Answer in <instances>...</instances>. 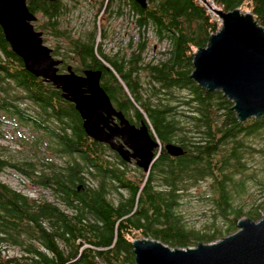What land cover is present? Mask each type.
Listing matches in <instances>:
<instances>
[{
    "label": "trees",
    "instance_id": "obj_1",
    "mask_svg": "<svg viewBox=\"0 0 264 264\" xmlns=\"http://www.w3.org/2000/svg\"><path fill=\"white\" fill-rule=\"evenodd\" d=\"M27 1L45 40L52 33L66 37L81 64H112L102 85L131 121L148 123L161 146L145 171L89 136L74 102L25 67L0 24V138L9 125L12 140L17 138L8 147L0 144V264H134L139 234L188 246L233 232L245 214L264 215V116L240 120L228 96L190 75L194 52L221 25L218 15L201 0H148L146 7L137 2V47L111 58L101 43L120 33L119 2H91V17L83 20L91 27L73 24L79 31L73 37L68 26L76 15H68L80 0ZM216 2L225 10L246 5L264 24V0ZM154 39L166 41V48H155ZM25 128L34 131L32 153L20 157L17 144L29 139ZM171 142L184 152H168ZM9 168L48 193L16 187L2 177ZM206 180L199 197L208 194L213 213L196 227L180 207ZM9 246L20 251L11 253Z\"/></svg>",
    "mask_w": 264,
    "mask_h": 264
},
{
    "label": "water",
    "instance_id": "obj_2",
    "mask_svg": "<svg viewBox=\"0 0 264 264\" xmlns=\"http://www.w3.org/2000/svg\"><path fill=\"white\" fill-rule=\"evenodd\" d=\"M137 1L148 5V0ZM216 12L221 25L194 52L190 75L202 87L228 96L240 120L264 116V24L253 11L240 6L219 7ZM37 18L27 0H0V24L25 67L53 82L74 102L89 136L149 171L161 142L148 123H134L115 106L102 85V70L86 69L81 74L69 66L59 71L62 60L46 43L43 30L36 27ZM166 148L173 155L184 152L172 142ZM237 223L238 229L229 234L188 246H174L151 236L135 237L134 264H264V216H241Z\"/></svg>",
    "mask_w": 264,
    "mask_h": 264
},
{
    "label": "rangeland",
    "instance_id": "obj_3",
    "mask_svg": "<svg viewBox=\"0 0 264 264\" xmlns=\"http://www.w3.org/2000/svg\"><path fill=\"white\" fill-rule=\"evenodd\" d=\"M93 1L94 0H80V5L78 7L72 4V7L73 8L76 7V10L74 9L75 12L71 10L72 12L68 16L70 18L73 17V14L76 15V16L74 17V19L71 18L72 19V24H70V23L69 24L70 25L74 24L75 26H77V24L79 23L78 24V29L81 30V29L84 28L87 31L88 28L91 27V24H88L87 28H85V23H83V20L87 19L86 15L91 17V14H89V12H90V6H91V4H93L91 2H93ZM245 8H246V5L243 6V9H245ZM78 11H80V12L77 13ZM98 19H99V21L102 24L104 22L106 23L105 14L100 16V18H98ZM118 20L119 19L116 16H114L113 19H112L114 24H117L119 22ZM97 23H98V21H97ZM220 24H221V21H220ZM39 29H43V28L39 27ZM101 29H102V26H101L100 30ZM97 35L100 37V32L97 33ZM57 36H55L54 33L47 34V37H48L49 40H45L46 43H48L49 45L53 46V44L55 42L62 41L66 45L67 38L66 37L64 38V37H61V36L57 37ZM154 43H157V47L161 48V49L166 48V45H167L166 41H160L159 40V42L158 41L156 42V39L151 41V44H154ZM151 52L152 53L150 54V56L153 55V51H151ZM160 54L161 53H158V55H160ZM7 129L15 131V129L11 128V125L7 126ZM7 129H5V135L6 136L0 138V144L4 145L5 147H8L9 143H14V141H17V138H16V140H15V138H14V140H12V136L10 135V133L8 132ZM25 131H27V132H25ZM25 131H24V134H28L29 139L26 140L24 142V144L21 145V146H18V144H17V147H16L15 144L12 146V147H16L17 150L21 151L19 154L15 153L16 156L25 157L24 156L25 153H28V154L32 153V151L30 150L29 141H30V138L34 135V131H32L30 129L27 130L26 128H25ZM44 146H43V148H44ZM6 153H8V151ZM37 153H38L37 154V156H38L39 155V149H38ZM53 157H55V155H53ZM60 161H62V160H60ZM43 166L44 165L41 162L40 168L43 167ZM2 177L5 178L6 180L10 181L11 183H13V185H15L16 187L23 188L28 193H32L34 195H40L43 192L44 193H48V191L45 190L40 184L38 185V183H35L32 179L24 176L21 172H19L16 169L9 168L8 171L4 172ZM206 187H207V180L196 184V186L193 187V190L189 194H187L185 196V198H184L185 200H183V203H182V205L180 207V210L184 213V215H186V218L190 220L189 223L194 225V226H196V227H203V223L202 222L205 221V219H206V218H204L205 215H212V213H213V211L211 210L210 202L208 200V194H206L202 198L199 197L200 190H204L205 191L207 189ZM43 190H45V191H43ZM247 207H248V204L245 206V208H247ZM262 212L264 213L263 210H262ZM244 216H250V215L245 214ZM262 216H264V215H262ZM252 218L257 219L255 217H252ZM237 229L238 228H236V230ZM135 237H141V235L139 234V235H137ZM84 245H89V244L86 242ZM8 248H9L11 253L20 251V249L17 246H9Z\"/></svg>",
    "mask_w": 264,
    "mask_h": 264
},
{
    "label": "flooded vegetation",
    "instance_id": "obj_4",
    "mask_svg": "<svg viewBox=\"0 0 264 264\" xmlns=\"http://www.w3.org/2000/svg\"><path fill=\"white\" fill-rule=\"evenodd\" d=\"M119 2L117 10L119 11L118 17L121 19V25H120V33L117 35L119 37L112 38L105 40L101 43V47L104 49L106 53L109 54V56L112 58L113 56H116L120 54L123 50L125 52H134V50L137 47V35L136 32H138V26L137 25V0H125L122 2V0H116ZM56 30V29H55ZM69 32L74 37L75 34H77L79 31L75 30V28L72 27V25L69 24L68 26ZM135 33V37H134ZM55 36H57L55 34ZM59 36V35H58ZM57 36V37H58ZM57 39V38H56ZM68 43V41H66ZM157 44L155 45L156 48ZM53 49L56 50V53L54 54L57 58L61 59L62 62L59 64V71L65 72L68 70L69 66H72V68L81 74H84L86 69H100L102 70V76L103 74H106L109 68H113L112 64L105 60V65L99 67L97 65H84V63L81 64V58L76 56L73 50V45L70 44V42L65 45L62 41H57L53 44ZM104 59V58H103ZM79 65V66H77ZM131 66H133V61ZM77 67V69L75 68Z\"/></svg>",
    "mask_w": 264,
    "mask_h": 264
},
{
    "label": "built area",
    "instance_id": "obj_5",
    "mask_svg": "<svg viewBox=\"0 0 264 264\" xmlns=\"http://www.w3.org/2000/svg\"><path fill=\"white\" fill-rule=\"evenodd\" d=\"M201 1L211 10L212 13H214L215 15H218L216 12V9H218L219 6L217 5L216 0H201Z\"/></svg>",
    "mask_w": 264,
    "mask_h": 264
}]
</instances>
